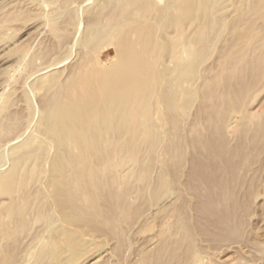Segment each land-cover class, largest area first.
<instances>
[{
    "label": "bare ground",
    "instance_id": "bare-ground-1",
    "mask_svg": "<svg viewBox=\"0 0 264 264\" xmlns=\"http://www.w3.org/2000/svg\"><path fill=\"white\" fill-rule=\"evenodd\" d=\"M99 1L100 12L84 28L83 38L87 41L82 43L88 48V38L99 37L106 17L119 31L116 43L112 44L114 63L106 66L84 58L69 66L65 78L58 74L45 87V95L38 98L36 107L39 119L31 122L36 126L31 135L37 140L25 139L32 129L27 128L20 135V156L11 160L10 165L0 167V188L7 194L6 200H0V239L14 241L16 227L20 230L30 220L44 222L46 230L51 228L47 253L63 264L64 257L77 258L86 247L90 248L86 241L89 237L102 236L101 239L121 243L125 224L132 226L149 210L148 220L163 214L172 222L162 236V246L156 254L145 255L142 264H181L182 258L187 264L197 246L195 231L202 218L207 231L214 236L216 232L220 235L226 230L235 231L238 225L234 223L238 207L228 206L236 196L228 192L239 184L237 174L242 168L236 160L239 155L244 156L251 142L262 138L241 137L237 146H231L222 126L228 113L239 109L235 103L243 93L264 77V25L258 27L262 32L260 47L247 45L249 36H255L254 19L264 13V0H241L245 7L242 11L236 7L235 14L228 19L218 15L220 0H167L166 8L155 6L153 0H124L122 7L117 6L119 0ZM105 9L108 14L103 15ZM69 24L67 17L59 27L66 31ZM178 25L194 27L189 35L197 53L189 71L199 81L193 78V87L185 78L174 84L170 74L163 70L162 59L169 40L157 28L177 29ZM223 35L224 41L220 40L221 48L217 51L220 63L216 68L210 63L205 73L201 72L210 46ZM68 37H60L59 48ZM236 65H242L240 70H233ZM200 80L202 86L197 85ZM194 96L199 105L196 119L202 128L190 136L184 123ZM18 117L17 113L12 114L11 122ZM8 125L0 116V146L9 130L17 131L18 126ZM40 141L45 142V147L40 146ZM127 164L131 165V173L125 178L119 169ZM183 194L192 196L198 212L195 216H203L200 220L186 216ZM193 216L191 219H195ZM41 237L38 231L35 241H42Z\"/></svg>",
    "mask_w": 264,
    "mask_h": 264
},
{
    "label": "rangeland",
    "instance_id": "rangeland-1",
    "mask_svg": "<svg viewBox=\"0 0 264 264\" xmlns=\"http://www.w3.org/2000/svg\"><path fill=\"white\" fill-rule=\"evenodd\" d=\"M99 2V0H0V116L6 119L7 124L9 123L8 127L11 128L18 126L17 131L12 132L9 130L1 142L2 148L0 146V167L4 164L10 165L12 163L11 160L20 156L19 153L22 151L20 148L23 147L21 144L23 141H21L20 135L23 136L25 131L28 130L27 128L30 127L32 129L27 132L25 139L31 137V140H37L31 135V133H33V129H36V126L34 127L31 122L34 121V119L35 121L39 119V116L36 113V107L38 106V102L40 100H38V98L44 97L45 87L47 88L52 84V78H55L58 74L63 75L62 78H65L70 71H68L69 66H74V64L84 60V58L86 60H98L104 65L107 64L106 66L114 63L115 50L114 47H112V44L116 43V37L119 31L117 28L118 26L115 27L105 16H103L105 17L104 26L101 27L102 30L100 29L98 32L99 37L97 36L96 38L94 35H91L88 38L91 42L88 48L84 45V42L82 43V41H87V39L84 40L85 38H83L85 37L84 28L87 27V24L91 21L90 19H93V17L100 12L101 5ZM153 2H155V6H165L168 1L153 0ZM123 4L124 0L117 1L118 7H122ZM219 5L220 10L218 11V15L221 19H228L230 15H234L236 7H238L241 11L245 7V3H242L241 0H220ZM102 12L104 13L103 15H105V13L108 14V9H105V11ZM222 16L225 18H222ZM50 17H53V19L55 17L56 18L51 20ZM67 17L70 24L65 31L59 26L62 25V22L65 21ZM254 20L257 24H255V36H249V43L247 45H250L252 48L259 45V48L261 45L259 42V36L262 32L258 27L264 25V13L257 16ZM176 27L177 29H174L175 27L167 29L165 26L157 28L159 33L169 40L167 50H165L162 59L163 70L166 74H170L174 84H179L180 81L185 78L189 80L188 82L190 83V86L193 87L192 85L196 86V82H194V80L199 81L198 77H194L195 74L189 71L190 66H192L196 61L195 54L197 53V48L194 45L192 38H190L191 35H189L193 32L194 27L184 28L182 25H178ZM181 32L183 34H181ZM65 34L69 35L68 41L61 46V48H59L60 37ZM219 34L221 33L219 32ZM71 35H73V37ZM225 35L220 38L218 36L219 39L212 45L210 44V51L206 54L207 57L203 59V63L200 67L201 72L205 73V69L210 67V63L212 68H216L220 63V52L217 51H220L219 48H221V41H224L223 39ZM75 41L79 42L76 43ZM84 51H86V53H84ZM216 58H218V60ZM23 61L25 62L24 64H22ZM238 66H234L233 70H240L242 65ZM49 67L52 68L49 70ZM211 75H214V73ZM193 78L195 79L193 80ZM200 81L201 82L197 85L202 86L203 81ZM39 83L41 85H38ZM16 85L20 89H18V87L17 90L12 88L14 86L16 88ZM20 85L22 86L20 87ZM31 87L34 92L30 91ZM36 89L38 90L36 91ZM191 100H193L191 107L185 113L186 122L184 123V127L188 135L194 136L200 131L202 125H199L196 119V110L199 105L195 96ZM14 103L15 105H13ZM33 105L35 108H33ZM235 105L239 109L229 112L230 114L228 113L224 121L225 123L222 126L224 134L230 141V145L237 146L241 137L246 138L247 136L248 139H252V136L259 135L258 139L262 138L261 141H255L253 144L251 140H248V143L251 142L249 149H246L245 154H243L244 156L241 154V156L239 155L236 160L238 163L240 162V168L242 167L237 174L239 184L235 186L236 188H230L233 192L230 191L228 193H235L236 196H238L236 199V196H234L235 194H233L235 200H233L231 204L230 202L227 203L229 207H232L235 204L238 207V218L237 221L234 222L235 225L238 224V227L236 226L237 229L235 227V231L234 229L231 230L232 232H230V230H226L220 235L217 234L218 232L215 233V236L214 234H209L206 228L207 225L205 224L206 220H203V216H200L201 214H198V217L200 216L199 218L195 216L197 215L195 213L198 212L195 210L196 208L193 204L194 202L191 201L192 196L189 194H183V200L181 201L183 202L184 207L187 206V208L185 207L186 216L190 220L194 221L202 218L200 222L204 224L203 225L201 223L202 225L199 224L200 226H196L195 236H200H197L196 238V249L190 255V261L187 264H264V77H262V80L260 79L256 82L254 88L252 86L246 90ZM11 113L13 115L14 113L19 114V117L16 118L17 121L14 123L11 122ZM30 124L32 126H29ZM11 135L14 139L11 138ZM40 142V146L45 147V142ZM3 144H5V147ZM9 154L11 155L9 156ZM6 156L7 158L9 157L7 160ZM119 172L123 177H129L131 173V165H123L119 169ZM5 191L6 190L3 188H0V200L7 199ZM188 196H190V199L188 198V200H186ZM237 201H240V203ZM188 205L190 207H188ZM188 208L192 211L190 210L189 212ZM147 212H149V210H147ZM147 212H145L146 215L142 219L137 218L132 226L131 224L130 226L125 224L124 229L126 231L122 240L123 242L120 241L121 243H116L117 241H107L104 237L101 239L102 236H94L95 238L89 237L86 241L90 248L86 247L84 252H82L83 254L81 253V256L79 255L77 258L72 257L70 259V257H64L65 259L63 264H79L80 262L81 264H97V262L98 264H142L145 255L156 254L155 252H157L159 247L162 246L161 242H163L164 238L162 236H164V234L168 231L169 224L172 222L170 218H166L163 214L157 216L158 218L156 217L155 220H153L154 217L151 220H148V218H146L148 217ZM192 216L195 219H191ZM29 223L26 227H22L20 230L16 227L18 232H15L16 235L14 236V241L8 242L4 239H0V264H59V262L53 258L51 253H47L50 247V242L47 239L49 238L51 228L46 230V224L36 220H30ZM199 227L201 228L199 229ZM56 228H60V226ZM38 231H40L42 235L40 239H43L40 242L35 241L36 233ZM202 231H204V233H202ZM60 242L62 243L61 239ZM113 242L118 247L115 246ZM2 247L4 248L3 251ZM9 247L11 252H9ZM103 250H106L107 252ZM92 254L95 257L90 258L89 256H92ZM86 258L88 259V262ZM183 259L184 258L181 260V264H186Z\"/></svg>",
    "mask_w": 264,
    "mask_h": 264
}]
</instances>
